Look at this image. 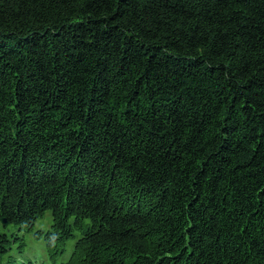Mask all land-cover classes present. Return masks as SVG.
Masks as SVG:
<instances>
[{"label":"trees","instance_id":"obj_1","mask_svg":"<svg viewBox=\"0 0 264 264\" xmlns=\"http://www.w3.org/2000/svg\"><path fill=\"white\" fill-rule=\"evenodd\" d=\"M11 247L264 264V0H0V264Z\"/></svg>","mask_w":264,"mask_h":264},{"label":"rangeland","instance_id":"obj_2","mask_svg":"<svg viewBox=\"0 0 264 264\" xmlns=\"http://www.w3.org/2000/svg\"><path fill=\"white\" fill-rule=\"evenodd\" d=\"M48 223H49V221L48 220H46V219H44V220H40V221H37L36 223H35V225H34V228H33V230H31V231H27V232H22V231H20L19 229H17V230H15V229H12V231H13V233H15L16 234V236L18 237V238H20V236H23L24 235V237H25V239L27 240V242L28 243H30V244H32V243H34V239H33V233H34V230L35 229H37V228H47L48 227ZM17 237H15L14 239H13V243H15L17 240H18V238ZM20 241V240H19ZM70 249H71V246H68L67 247V250L65 249V251L63 252V256H62V260H64V259H66L67 257H68V255H69V252H70ZM23 250V252H24V249H22ZM35 251V254H36V259H35V261H36V263L35 264H39V263H37V262H40V264L42 263V262H44L45 260H46V256L44 255V254H39L38 253V251H36V250H34ZM21 251H16L15 250V248H9L8 250H7V252H6V255H4L3 256V261L5 262V260H6V256L7 255H9V261L10 260H12V259H18L20 256H22V254L20 253ZM29 255H30V253H29ZM34 259V258H33ZM42 259H43V261H42ZM42 261V262H41ZM12 262L13 261H10V263L9 264H12ZM51 264V263H50Z\"/></svg>","mask_w":264,"mask_h":264},{"label":"water","instance_id":"obj_3","mask_svg":"<svg viewBox=\"0 0 264 264\" xmlns=\"http://www.w3.org/2000/svg\"><path fill=\"white\" fill-rule=\"evenodd\" d=\"M2 224H5V222H4V221H2Z\"/></svg>","mask_w":264,"mask_h":264}]
</instances>
